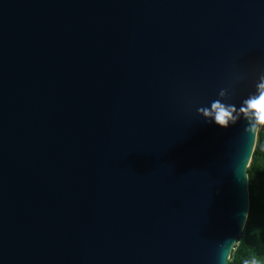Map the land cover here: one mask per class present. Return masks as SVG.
Returning <instances> with one entry per match:
<instances>
[{
	"label": "water",
	"instance_id": "95a60500",
	"mask_svg": "<svg viewBox=\"0 0 264 264\" xmlns=\"http://www.w3.org/2000/svg\"><path fill=\"white\" fill-rule=\"evenodd\" d=\"M260 75L264 0H0V264H229Z\"/></svg>",
	"mask_w": 264,
	"mask_h": 264
},
{
	"label": "trees",
	"instance_id": "16d2710c",
	"mask_svg": "<svg viewBox=\"0 0 264 264\" xmlns=\"http://www.w3.org/2000/svg\"><path fill=\"white\" fill-rule=\"evenodd\" d=\"M251 204L244 232L235 246L229 264H264V126L248 169Z\"/></svg>",
	"mask_w": 264,
	"mask_h": 264
},
{
	"label": "clouds",
	"instance_id": "9594fccd",
	"mask_svg": "<svg viewBox=\"0 0 264 264\" xmlns=\"http://www.w3.org/2000/svg\"><path fill=\"white\" fill-rule=\"evenodd\" d=\"M255 87V93L244 99L239 108L217 99L211 103L210 107L201 108L200 114L224 128L236 124L243 118L246 121L245 130L252 134L253 128L264 126V75H260ZM219 95L223 97L225 92L220 91ZM252 264L256 262L253 261Z\"/></svg>",
	"mask_w": 264,
	"mask_h": 264
},
{
	"label": "rangeland",
	"instance_id": "374dc122",
	"mask_svg": "<svg viewBox=\"0 0 264 264\" xmlns=\"http://www.w3.org/2000/svg\"><path fill=\"white\" fill-rule=\"evenodd\" d=\"M257 141H258V139H257ZM232 255V254H231ZM232 257V256H231ZM232 259L230 258V261H231Z\"/></svg>",
	"mask_w": 264,
	"mask_h": 264
}]
</instances>
